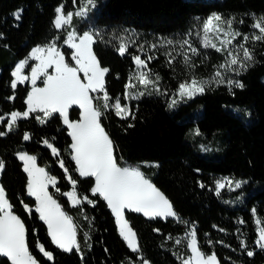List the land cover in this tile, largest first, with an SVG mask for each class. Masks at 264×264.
Here are the masks:
<instances>
[{"label":"trees","instance_id":"trees-1","mask_svg":"<svg viewBox=\"0 0 264 264\" xmlns=\"http://www.w3.org/2000/svg\"><path fill=\"white\" fill-rule=\"evenodd\" d=\"M61 5L68 13L78 5H87V0H0V116H5L0 132L7 133L0 136V159L5 163L0 182L14 213L24 222L29 251L39 264H140V254L150 264H183L181 258L189 250L184 242L177 244L176 240L185 237L192 224L196 226L200 249L208 255L215 252L219 264H264V249L255 243L256 218L264 227V41L250 48L255 60L236 76L243 88L230 89L227 83H213L202 95L169 108L180 82L192 75L211 76L224 55L214 49L204 50L194 61L196 69L189 74L180 62L169 65V58L158 51L159 56L148 67L153 74L160 75V88L166 89L167 95L156 93L151 85L144 88L137 83L131 91H143L145 95L125 98V85L136 71L132 56L138 54L140 43L148 46L161 38L186 35L213 13L221 14L225 20L235 17L233 26L237 31L252 33L254 21L264 16V0H95V7L88 5L85 18L73 15L71 25L78 31L95 29L103 37H98L93 51L100 65L109 69L105 89L110 98L121 97L122 106L128 105L135 117L121 118L111 107L105 111L102 99H95L96 106L104 112L101 124L113 141L117 163L122 167H139L171 201L181 220L188 222L126 210L125 217L136 233L139 251H133L121 235L107 201L99 193L91 192L95 178L83 177L77 171L70 147L73 140L59 113L40 123L36 116L43 114L33 112L19 119L11 131L7 129L8 114L27 109L26 99L31 90L29 82L11 87L18 62L34 47L56 37L69 59V49L63 45L68 28L56 29L53 23ZM130 33L136 34L138 40L120 55V40ZM92 95L96 97L95 93ZM69 118L81 119V109L71 107ZM197 128L199 136L193 137ZM26 133L31 139L23 138ZM213 137L220 138V147L203 151L200 143ZM44 140L59 150V156ZM20 151L36 156L38 165L57 178L50 192L77 226L79 251H65L52 242L47 224L35 211L36 199L27 192L29 177L17 155ZM61 159L64 167L60 166ZM69 175L77 182L78 198L88 196L93 203L71 204L64 195L72 189ZM220 176L246 183L235 190L225 188L218 195L215 182ZM24 205L32 211H26ZM241 241L247 244L246 249ZM37 243L53 254L51 260L43 256ZM247 251L254 255L248 256ZM0 264L11 262L0 256Z\"/></svg>","mask_w":264,"mask_h":264},{"label":"snow or ice","instance_id":"snow-or-ice-1","mask_svg":"<svg viewBox=\"0 0 264 264\" xmlns=\"http://www.w3.org/2000/svg\"><path fill=\"white\" fill-rule=\"evenodd\" d=\"M88 5L95 7V0H87V5L75 13L68 12L67 14L64 12V6L61 5L56 9L57 16L53 22L54 27L61 29L71 25L73 15L86 16L89 11ZM15 15L19 18V13ZM234 21L235 17L224 20L221 14L213 13L203 22L205 47H217L215 43L209 45V33L217 35L223 33L225 37L221 41L223 45L231 46L232 42L240 36H243V42L237 43L227 52L224 62L216 68L209 79H197L195 75H192L190 79L180 82L169 103V108H175L181 101L202 95L213 83L219 85L226 82L230 89L233 86L244 87L242 82L226 78L227 72L231 71L238 74L240 70H247L255 60L254 50L246 46L249 35L234 30ZM240 23H243V20ZM222 24L227 25V30L221 26ZM252 27L257 29L259 34L252 35L251 39L264 41V16L258 17ZM124 31L127 32L128 30ZM229 36L231 39H227ZM98 37L103 39L95 29L83 31L82 34L77 33L75 28L67 32L63 43L72 50L70 58L75 62V66L66 62L64 52L57 47L59 37L54 38L46 45L36 46L31 50L28 58L19 61L12 73L15 79L12 80L11 87L15 89L18 82L30 79L32 90L27 96V110L23 112L12 111L8 114L10 118L7 119V129L11 131L19 119L29 117L30 113L37 112V110L43 114V116H36L40 123H45V118L51 117L54 113H59L63 117V123L71 129L70 134L73 143L70 147L74 152L73 159L78 166L77 171L83 177L95 178V186L91 188V192L93 194L99 193L107 201L120 225L121 235L133 251H138L136 233L124 219L126 208L143 212L147 216L173 217L184 224H188V222L181 220L173 209L171 201L149 179L145 178L139 167H121L117 163L113 141L101 124L104 112L93 104V100L102 99L104 110L107 111L111 107L116 115L121 118L126 119L129 115L135 117L128 105L122 106L121 97L110 98L105 89L104 77L109 69L100 66V62L93 51V45L98 42ZM161 42L166 45L179 44L181 49L188 45L189 51L199 54L198 49L191 47L190 41L187 39L177 41L161 38ZM128 47V43L121 39L117 51L120 55H124L128 52ZM150 47L156 49L157 44L153 43ZM217 50L220 51L221 49L217 48ZM142 55L145 57L144 59L141 58ZM165 55L169 57V65L177 60V56L172 55L171 52H167ZM156 58L151 54L144 53L143 45L140 46V53L132 56L136 71L130 74L128 83L125 85L126 99H135L145 95L143 91H131L136 88L137 83L144 88L151 85L156 93L167 95V90L162 91L160 88L159 81L162 79L160 75L158 73L153 74L152 70L148 68V64ZM29 59L38 61L35 66L31 67L30 77L23 74V70L29 65ZM182 63L190 70L197 67L187 51L183 52ZM50 68H54V74H49ZM80 73H83L84 80L81 79ZM41 76L46 77L44 87H36V82ZM94 92H102L103 95L102 97H93L90 93ZM110 99H113L111 105H109ZM72 106H78L79 109H82L81 119L75 121L69 119V109ZM4 121L5 116H0V122ZM195 131L199 134L198 128ZM6 134V132H0V136ZM23 138L29 140L31 136L26 133ZM44 144L52 150L53 154L59 156V150L48 140H44ZM17 155L20 160L24 161V171L28 173L27 192L30 196L35 197V211L39 213L41 220L46 222L52 242L65 251L70 252L73 248L79 251L77 226L73 224L72 218L61 209V206L48 192V186L56 184V177L49 176L44 168L37 167L36 156L29 155L27 152H20ZM60 166L64 167L62 159ZM4 168L5 163L0 159V174L3 173ZM64 170L67 173L68 170L66 168ZM68 179L71 182L72 190L64 193V195L69 197L73 206L79 205L83 201L93 203L88 199V196H84L83 200L79 199L76 192V180H73L71 175L68 176ZM215 183V190L219 195L225 187L234 190V188H241L246 181H233L230 178H224ZM200 186L204 187L203 184ZM56 191H60V189L57 188ZM24 207L26 211H32L28 205H24ZM85 219L88 218L85 217ZM240 222L243 223V221ZM261 223L262 221L258 218L256 220L258 239L255 243L260 249H264V227H260ZM157 231L159 230L157 229ZM185 236L190 238L188 247L192 254L187 259L181 258L183 264H219L215 252L205 255L200 250L194 224L191 225L190 231H187ZM26 237L24 222L20 216L14 213L8 194L4 186L0 184V256L6 257L11 264H38L37 259L29 251ZM169 239H171L170 236ZM176 243H181V240L177 239ZM241 246L247 248L244 241H241ZM37 247L43 256L49 260L53 258V254L46 251L43 244L37 243ZM247 255L252 256L254 252L247 251ZM143 264H150V262L144 260Z\"/></svg>","mask_w":264,"mask_h":264},{"label":"rangeland","instance_id":"rangeland-1","mask_svg":"<svg viewBox=\"0 0 264 264\" xmlns=\"http://www.w3.org/2000/svg\"><path fill=\"white\" fill-rule=\"evenodd\" d=\"M85 5H78L77 7H75V9L73 10V11H71L72 13H75L76 11H78L81 7H84ZM60 7V6H59ZM65 12V11H64ZM65 14H67V12H65ZM212 15V14H211ZM57 16V15H56ZM77 17H79V16H77ZM86 16H83V17H79L81 20L83 19V18H85ZM209 17V16H208ZM207 17V18H208ZM207 18H205L204 19V21L207 19ZM225 20V19H224ZM203 21V22H204ZM222 27H224L225 28V30H227V25L226 24H222L221 25ZM65 27H67L68 29V31H70L72 28H75L76 29V31H77V33H79V34H82L83 33V31L82 32H80V31H78V29H77V27L75 26V25H67V26H65ZM64 28V27H63ZM63 28H61V29H63ZM233 29L234 30H236V28H234V26H233ZM87 30H90V29H87ZM84 31H86V30H84ZM190 34V35H189ZM248 35H249V41H248V43H247V47H249V48H251L252 46H254L255 44H257L259 41H253L252 39H251V37H252V35H254V34H259V32H258V30L257 29H255L252 33H247ZM67 35V34H66ZM209 35V37H210V40L208 41V43H209V45L211 44V43H215L216 44V48H213V47H211V46H208V47H205L204 46V44H205V36H204V32H203V23H202V25L200 26V27H195L191 32H189L188 34H186V35H176V36H173V37H170V38H167V39H173V40H177V41H180V40H184V39H187V40H189L190 41V45H191V47H194V48H196V49H198V52H199V54H196V53H193V52H191V51H189L188 50V45H185L184 46V48L183 49H181L180 48V46H179V44H176V45H166V44H162V42H161V40L157 43V48L156 49H152L151 47H150V45H148V46H144V44L143 43H140V45L139 46H141V45H143V52L144 53H146V54H151V55H153V56H155V57H158L159 56V52L158 51H162V52H164V53H167V52H171L172 53V55H175V56H177V60L175 61V62H180L181 64H182V68H185V69H187L188 70V73L189 74H191V71L192 70H195L196 69V67L194 68V69H188V67L186 66V65H184L183 63H182V60H183V52H185V51H187L188 52V55L189 56H191V58H192V62L194 63V61L196 60V58L198 57V56H200L203 52H204V50H206V49H214V50H216L217 52H219V53H221V54H223L224 56H223V61L221 62V63H223L224 62V59H225V56L227 55V52L232 48V47H234L237 43H242L243 42V36H240V37H237L236 38V40H234L233 42H232V45L231 46H228V45H223L222 43H221V41L222 40H224L225 39V37H224V35H223V33H220L219 35H217V34H214V33H209L208 34ZM65 39H66V37H65ZM64 39V40H65ZM126 43H128V45H129V47L130 46H135V42L138 40V36L136 35V34H134V33H130L126 38L125 37H123L122 38ZM227 39H231V37L229 36V37H227ZM52 41V40H51ZM50 41V42H51ZM50 42H48V43H50ZM47 43V44H48ZM44 45H46V44H44ZM63 45H65L68 49H69V54L71 55V49L69 48V46L68 45H66V44H64L63 43ZM39 46H43V45H39ZM57 47H59L60 49H61V51H63L64 52V54H65V59H66V62H68L71 66H75V62L73 61V60H71V58H70V55H69V59L67 58V53L62 49V47L59 45V43H58V41H57ZM128 47V48H129ZM35 48V47H34ZM217 48H219V49H221L220 51H218L217 50ZM31 53V52H30ZM30 53H29V55L26 57V58H28L29 56H30ZM140 53V48H139V50H138V54ZM168 57V56H167ZM141 58L142 59H144L145 57L142 55L141 56ZM169 58V57H168ZM25 59V58H24ZM23 60V59H22ZM19 63V62H18ZM36 63H38V61H35V60H33V59H29V65L28 66H26L25 67V69L23 70V74L24 75H26V76H29L30 77V75H31V67H33V66H35V64ZM221 63H219L216 67H215V70L213 71V73L216 71V68L221 64ZM195 64V63H194ZM149 65V64H148ZM195 65H197V64H195ZM101 66V65H100ZM16 67V66H15ZM29 67V70H28V72H27V68ZM102 67V66H101ZM104 68V67H103ZM149 68V67H148ZM14 70H15V68H14ZM13 70V71H14ZM49 74H54V68H50L49 70ZM223 71V70H222ZM241 71V70H240ZM239 71V72H240ZM213 73H212V75H213ZM211 75V76H212ZM80 76H81V79L82 80H84V76H83V73H80ZM105 76H106V74H105ZM211 76H209V77H207V78H197V79H209ZM236 76H237V73H235V72H231V71H229V72H227L226 73V78H231V79H233V80H236ZM14 79H15V77H14ZM104 79H105V77H104ZM190 79V78H189ZM46 80V77H44V76H41L38 80H37V82H36V87H40V88H42V87H44V81ZM26 82H29L30 83V85H31V90H32V84H31V80L29 79V80H25V81H23V82H18L17 84H19V83H26ZM226 83V82H225ZM31 90H30V92H31ZM29 92V93H30ZM95 94H96V97H101L102 95H103V93L102 92H94ZM90 95H92V93H90ZM93 96V95H92ZM172 97H173V95L171 96V99H172ZM171 99H170V102H171ZM93 104L96 106V104H95V99L93 100ZM73 107V106H72ZM71 109V108H70ZM70 109H69V112H70ZM37 111H39V110H37ZM81 112H82V109H81ZM9 118H10V116H9ZM63 118V117H62ZM70 133H71V129H70ZM192 136L193 137H196V136H199V134H197L196 133V131H194L193 132V134H192ZM73 143V142H72ZM203 146V147H202ZM220 147V138H216V137H213V138H211V139H209L208 141H202L201 143H200V148L203 150V151H210V150H214V149H218ZM73 151V150H72ZM22 152H24V151H22ZM33 155V154H32ZM73 156H74V152H73ZM146 165H148L149 163H145ZM36 165H37V167H38V163H37V160H36ZM41 168H44L45 169V171L48 173V175L49 176H53V175H51L48 171H47V169L44 167V166H40ZM122 167V166H121ZM126 167H130V166H126ZM141 171V170H140ZM145 176V175H144ZM0 177H1V175H0ZM55 177V176H54ZM145 178L146 179H148L146 176H145ZM224 178H230V179H232L233 181H235V180H237V179H234V178H231V177H229V176H220L219 177V179L218 180H222V179H224ZM150 180V179H149ZM57 178H56V184H57ZM151 181V180H150ZM242 181V180H241ZM152 182V181H151ZM56 184L53 186V185H49L48 186V192H49V194H52L51 192H50V187H55L56 186ZM243 185V184H242ZM94 186H95V184H94ZM225 188H227V187H225ZM224 188V189H225ZM228 189V188H227ZM235 189H238V188H234V190ZM72 190V189H71ZM70 190V191H71ZM223 190V189H222ZM76 192H77V190H76ZM34 197V196H33ZM126 210H133V209H128V208H126L125 210H124V214H125V211ZM114 213V212H113ZM141 213V212H140ZM16 214V213H15ZM144 214V213H143ZM17 215V214H16ZM114 215H115V213H114ZM145 215V214H144ZM145 216H147V215H145ZM147 217H160V216H147ZM164 218V217H163ZM117 219V218H116ZM258 218H256V220H257ZM119 227V226H118ZM260 227H262V225H260ZM119 231H120V229H119ZM121 233V232H120ZM125 239V238H124ZM182 242H184V244H185V246L186 247H188V244H189V240H190V238H188V237H183L182 239H180ZM127 242V241H126ZM128 243V242H127ZM138 245H139V243H138ZM199 246V245H198ZM200 248V247H199ZM74 249V248H73ZM132 249V248H131ZM188 250H189V254L186 256V257H184V259H187L192 253H191V249L188 247ZM201 250V249H200ZM138 251H139V249H138ZM202 251V250H201ZM203 252V251H202ZM204 253V252H203ZM205 254V253H204ZM205 255H208V254H205ZM139 257H140V264H143V261L145 260L144 258H143V256L140 254L139 255Z\"/></svg>","mask_w":264,"mask_h":264},{"label":"crops","instance_id":"crops-1","mask_svg":"<svg viewBox=\"0 0 264 264\" xmlns=\"http://www.w3.org/2000/svg\"><path fill=\"white\" fill-rule=\"evenodd\" d=\"M27 100V99H26ZM27 110V109H26ZM25 110V111H26ZM30 115V114H29ZM70 119V118H69ZM69 131H70V129H69ZM20 152H22V151H20ZM20 152H18V153H20ZM29 154V153H28ZM29 155H32V154H29ZM22 161V160H21ZM23 162V164H24V161H22ZM38 167H40V165H38ZM41 168V167H40ZM1 175V174H0ZM50 195H52V194H50ZM52 198L54 199V200H56L55 198H54V196L52 195ZM57 201V200H56ZM57 203L60 205V203L57 201ZM61 206V205H60ZM61 209L63 210V208H62V206H61ZM64 211V210H63ZM65 212V211H64ZM66 213V212H65ZM141 213H143V212H141ZM67 214V213H66ZM68 215V214H67ZM69 216V215H68ZM71 217V216H70ZM72 218V217H71ZM45 222V221H44ZM72 222H73V224L75 225V223H74V221H73V219H72ZM46 223V222H45ZM38 264H39V262H38Z\"/></svg>","mask_w":264,"mask_h":264},{"label":"bare ground","instance_id":"bare-ground-1","mask_svg":"<svg viewBox=\"0 0 264 264\" xmlns=\"http://www.w3.org/2000/svg\"><path fill=\"white\" fill-rule=\"evenodd\" d=\"M0 184H1V182H0ZM124 219L128 222V225L130 226V223H129V221L126 219V217H125V214H124ZM118 223V222H117ZM118 226H119V229H120V225H119V223H118ZM131 227V226H130ZM132 228V227H131ZM134 231V230H133ZM136 239H137V236H136ZM137 242H138V239H137Z\"/></svg>","mask_w":264,"mask_h":264}]
</instances>
